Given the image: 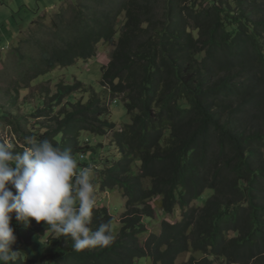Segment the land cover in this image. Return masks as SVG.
I'll use <instances>...</instances> for the list:
<instances>
[{"label": "trees", "instance_id": "trees-1", "mask_svg": "<svg viewBox=\"0 0 264 264\" xmlns=\"http://www.w3.org/2000/svg\"><path fill=\"white\" fill-rule=\"evenodd\" d=\"M156 1L110 0L92 21L79 9L72 13L77 2L65 5L47 41L39 42L28 80L89 61L100 41L112 44L100 84L122 94L129 121L115 129L104 118L105 102L91 93L85 102L68 101L70 108L39 131H19L21 145L13 143V150L22 151L24 137L33 135L84 158L81 132L112 131L119 158L97 178L100 187L120 191L123 210L109 246L77 252L70 237L65 242L49 230L53 253L30 262L20 249L44 235L46 224L33 219L26 227L13 213L16 264H135L142 257L174 264L190 248L204 256L183 264H215L210 256L264 264V0H163L158 10ZM39 35L43 40L44 30ZM79 87L60 85L34 116H48ZM157 213L163 215L158 232H146ZM109 220L108 208L96 205L90 228Z\"/></svg>", "mask_w": 264, "mask_h": 264}, {"label": "rangeland", "instance_id": "rangeland-1", "mask_svg": "<svg viewBox=\"0 0 264 264\" xmlns=\"http://www.w3.org/2000/svg\"><path fill=\"white\" fill-rule=\"evenodd\" d=\"M63 1V2H62ZM163 0L156 1L154 9H160ZM197 3H205L206 0H197ZM55 6L49 7V3ZM77 2V3H76ZM110 0H0V140L11 144L21 142L18 140L19 131L29 133L39 131L42 126L53 123L55 117H61L60 112L68 109L70 102L82 100L85 102L95 93L101 98L107 107L104 118L115 124V129L123 123L129 121L122 94L113 96L107 87L100 84L101 67L109 61V56L114 48L110 43L100 41L97 45L95 56L87 62L78 61L68 66H55L49 72L39 75L33 80L25 78V72L33 66L40 55L39 42L47 41L50 36V23L56 15L64 9L65 5L75 4L78 8V16H83L92 21L99 17L102 10L109 9ZM45 3L47 5H45ZM69 12L67 20L73 19L74 14ZM92 19V20H91ZM66 21V23L68 22ZM123 21V12L116 19L119 27ZM43 27V28H42ZM40 29V30H39ZM44 30L43 40L39 33ZM117 39V37H116ZM115 39V40H116ZM79 82L80 87L57 101L53 111L48 116H34L37 109L44 108L48 104L52 95L56 93L60 85L73 84ZM7 115L8 118H5ZM80 144L85 152L84 158H79L80 167L93 166L95 176L96 205H105L111 216L114 232H117L120 223L119 215L122 212V195L114 188H102L98 183L100 171L111 166L119 158V153L115 149L112 140V131H107L103 135L81 132ZM137 166L133 165V171ZM210 193L206 190L203 199L195 202L202 204L204 198ZM159 212V211H158ZM178 213V212H176ZM169 221L178 220V216H164ZM163 215L157 213L155 219H150L145 227L146 232H158L160 220ZM50 232V231H49ZM46 231L42 236H35L22 245V259L30 262V258H38L43 254L53 253L52 239ZM56 239V238H55ZM204 256L191 248L181 252L176 257L174 264H183L189 258L200 259ZM215 264H224L221 258H214ZM135 264H151L148 257L136 260Z\"/></svg>", "mask_w": 264, "mask_h": 264}, {"label": "clouds", "instance_id": "clouds-1", "mask_svg": "<svg viewBox=\"0 0 264 264\" xmlns=\"http://www.w3.org/2000/svg\"><path fill=\"white\" fill-rule=\"evenodd\" d=\"M25 147L0 141V262L16 264L18 251L12 249L17 237L10 226L12 214L26 227L34 219L45 222L57 238L73 241L77 252L107 247L115 240L112 222L90 228L96 207L95 170L80 167L70 150L48 139L24 137ZM9 185L16 190L15 194Z\"/></svg>", "mask_w": 264, "mask_h": 264}, {"label": "crops", "instance_id": "crops-1", "mask_svg": "<svg viewBox=\"0 0 264 264\" xmlns=\"http://www.w3.org/2000/svg\"><path fill=\"white\" fill-rule=\"evenodd\" d=\"M49 4H50V5H48L49 7H53V6H55L54 3H52V2L49 3ZM45 5H47V4L45 3Z\"/></svg>", "mask_w": 264, "mask_h": 264}]
</instances>
